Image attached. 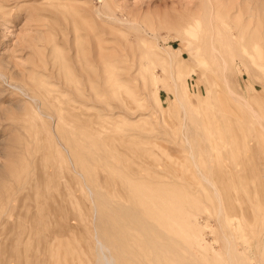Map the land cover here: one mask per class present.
Returning <instances> with one entry per match:
<instances>
[{"label":"rangeland","instance_id":"rangeland-1","mask_svg":"<svg viewBox=\"0 0 264 264\" xmlns=\"http://www.w3.org/2000/svg\"><path fill=\"white\" fill-rule=\"evenodd\" d=\"M96 233L264 264V0H0V264H102Z\"/></svg>","mask_w":264,"mask_h":264},{"label":"bare ground","instance_id":"bare-ground-1","mask_svg":"<svg viewBox=\"0 0 264 264\" xmlns=\"http://www.w3.org/2000/svg\"><path fill=\"white\" fill-rule=\"evenodd\" d=\"M213 36V35H212ZM211 36V38H213ZM232 36V35H231ZM212 42V41H211ZM212 44V43H211ZM212 47V51H213V57H215V58H217V57H222V55H221V53H220V51L215 47V45H211ZM223 58V57H222ZM223 60V59H222ZM224 62V65H223V70H226L227 69V64H226V62L225 61H223ZM172 70H173V68L172 69H170V72H172ZM226 80V79H225ZM228 81V80H227ZM226 82V81H225ZM228 84V83H227ZM225 85H226V83H225ZM178 86H179V83L177 82V81H175V87L176 88H178ZM176 88H175V90H176ZM229 87L227 86V89H228ZM229 92H230V95L231 96H235L236 94H235V92L232 90V89H230L229 88ZM229 94V93H228ZM238 96V95H237ZM241 97V96H240ZM248 97V96H247ZM242 98H244V97H242ZM33 99H35V98H33ZM248 99H250V98H248ZM52 102V101H51ZM180 102V101H179ZM244 103H245V105L253 112V114L256 116V119L258 118V119H261V117H260V114H259V112L257 111V110H255V108L251 105V103L248 101V100H246V99H244ZM181 104V103H180ZM182 105V104H181ZM57 107H59V105L57 106ZM62 107V106H61ZM65 107V106H64ZM182 107H183V105H182ZM182 109H184V107L182 108ZM57 110V109H56ZM61 110H62V108H61ZM73 110V109H72ZM185 111V110H184ZM186 112V111H185ZM184 112V113H185ZM58 114H60L59 112H58ZM183 115H187V114H183ZM65 116V115H64ZM39 117H41V116H39ZM61 117V116H60ZM60 117H59V119H60ZM75 117V116H74ZM62 118V117H61ZM68 119V118H67ZM257 119V120H258ZM42 120V119H41ZM40 120V121H41ZM262 120V119H261ZM43 121V120H42ZM61 121H62V119H61ZM73 121V120H72ZM262 122V121H261ZM41 123H44V122H41ZM259 123V122H258ZM259 124H261V123H259ZM183 127H184V124H183ZM186 127V126H185ZM260 129L262 128L261 126L259 127ZM185 131V130H184ZM262 131V130H261ZM186 136V132H185V135H184V137ZM186 138V142L189 144V140H188V138L187 137H185ZM191 150V149H190ZM191 153H192V151H191ZM193 161V160H192ZM195 166H197V165H195ZM198 172H200L199 171V167H198ZM200 174H201V172H200ZM203 178L208 182V183H210V184H212V186L214 187V189H215V195L217 196V197H220V195H219V192H218V190H217V188H216V186L212 183V181H210L207 177H205V176H203ZM88 188V187H87ZM88 195H89V197L92 199L93 197H94V192H93V190L91 189V188H88ZM36 201V200H35ZM43 208H44V206H43ZM44 209H46V208H44ZM42 212V211H41ZM97 212V211H96ZM222 213V208L220 209V212H219V214H221ZM27 215V213L25 214V216ZM24 216V217H25ZM24 217H23V219H24ZM48 218V217H47ZM26 219V218H25ZM28 219V218H27ZM90 227H92V226H90ZM91 229V228H90ZM93 230V229H92ZM95 230V229H94ZM96 232V231H95ZM60 237V236H59ZM91 236H89V238H90ZM226 238V237H225ZM92 240V239H91ZM94 241H95V247H96V250H97V256H98V259H99V261L102 263V264H115V258L110 254V250H109V248L104 244V242L101 240V238L98 236V234L96 233V234H94ZM93 241V242H94ZM227 241V240H226ZM229 243H230V241H229ZM93 244V243H92ZM94 245H93V247H94ZM228 246H229V244H228ZM228 246H227V248H228ZM95 249V248H94ZM230 249H228V251H229ZM94 251V250H93ZM231 257V256H230ZM97 258V257H96ZM230 260H232L231 258H230ZM231 262V261H230ZM233 262V261H232Z\"/></svg>","mask_w":264,"mask_h":264}]
</instances>
